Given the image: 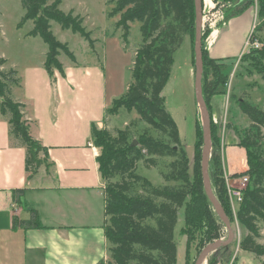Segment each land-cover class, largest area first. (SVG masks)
Here are the masks:
<instances>
[{
	"label": "trees",
	"instance_id": "obj_1",
	"mask_svg": "<svg viewBox=\"0 0 264 264\" xmlns=\"http://www.w3.org/2000/svg\"><path fill=\"white\" fill-rule=\"evenodd\" d=\"M231 1L234 9L225 14L224 22L240 14L253 3L257 7V16H263L264 0H214ZM61 0H21L24 13L18 23L26 20L33 23L28 35H38L47 44L44 68L51 81L54 70L64 76V69L57 55L64 52L72 61L75 57L66 43L55 38L50 30V20L56 21L62 29L78 33L94 50L95 40L82 26V18L72 11L60 10ZM113 4L109 17L119 15L115 26L122 30V41L127 44L130 23H140L141 42L134 51L131 65V81L124 93L112 101L106 113L117 112L124 108L135 111L141 121L158 132L154 137L146 130L136 139H129L127 130H118L112 136L107 130H98L92 126L91 137L95 146H101L97 156L99 172L104 181V234L109 243L110 259L97 264H176L177 248L174 240V227L178 213L183 209L186 234V263H188L189 244L195 231L201 233V241L207 242L221 237L224 224L215 213L207 198L198 168V151L202 144L199 120L196 119V140L193 148L197 160L196 178L188 174L189 161L181 143L178 127L164 106L162 90L170 76L173 53L188 35L190 45L194 44V5L193 0H107ZM206 2V0H204ZM221 26V23H218ZM256 28V27H254ZM253 33H251L252 35ZM202 95L210 116L211 151L208 173L211 187L222 205L229 220L233 218L224 185L221 160L214 156L218 137L211 120L210 97L219 92V87L227 83L228 75L222 64L211 58L202 45ZM191 58L194 63V50ZM253 59L261 65L264 52L255 50ZM5 62L0 58V113L7 116L9 133L13 139L25 147V168L30 174L36 172L42 160L46 158V148L34 139L29 131V121L24 117V105L11 97V85H18L16 71L4 70ZM263 68V66H262ZM258 71H260L258 69ZM264 72V71H262ZM264 79V73H262ZM239 110L246 115L250 126L239 136V143L246 151L247 169L240 175H246L247 186L243 190L242 201L236 212L238 222L246 229L239 242L243 251L264 256V245L258 242L260 237L258 221L264 220V142L260 137L264 128V111L247 100H237ZM136 145H131L132 141ZM43 152L44 158L38 154ZM172 157L166 168L159 173L165 182L175 184L154 185L146 177L137 173L136 164L142 162L147 167L157 166V157ZM115 178V180H113ZM23 225L38 227L36 212L27 220L12 218V226ZM205 244V243H204ZM202 247V246H200ZM225 249V247H223ZM211 256L206 258L213 264Z\"/></svg>",
	"mask_w": 264,
	"mask_h": 264
},
{
	"label": "crops",
	"instance_id": "obj_2",
	"mask_svg": "<svg viewBox=\"0 0 264 264\" xmlns=\"http://www.w3.org/2000/svg\"><path fill=\"white\" fill-rule=\"evenodd\" d=\"M251 18L247 8L220 27L214 26L206 50L222 68L231 62L229 56L240 53L246 44ZM114 35L104 40H112ZM94 52L96 64L80 65L76 58L68 66L61 63L64 76L54 70V81L44 68V59L26 69L11 92L13 100L24 105L31 136L47 151L36 172L26 171V149L10 136L7 116L0 113V264H97L110 259L103 229L105 183L91 128H102L106 109L119 96L115 87L108 85L96 54L100 51ZM227 85L210 97V114L224 147L225 175L239 181L235 175L246 170V151L232 126H225L231 125L238 109L233 99L235 109L229 119L226 117L234 90ZM38 157L44 158L43 152ZM33 211L38 227L12 226L13 217L27 220ZM178 257L177 251L176 264Z\"/></svg>",
	"mask_w": 264,
	"mask_h": 264
},
{
	"label": "rangeland",
	"instance_id": "obj_3",
	"mask_svg": "<svg viewBox=\"0 0 264 264\" xmlns=\"http://www.w3.org/2000/svg\"><path fill=\"white\" fill-rule=\"evenodd\" d=\"M52 1V0H49ZM203 3V39L202 45L206 49L209 44L210 35L213 34L215 27H219L218 23L224 24L225 14L234 9L231 1L215 2L214 0H202ZM113 4L107 0H61L59 4L60 10L64 12L72 11L74 15H79L82 18V26L90 32L91 38L95 40L94 50L99 55L102 63L104 73L108 85H113L116 90V95L121 96L125 91V86L131 81V65L135 49L141 42L140 23L134 21L130 23L129 35L127 44L122 41V30L115 26L119 15H112L109 17L108 12L111 10ZM252 13L250 33H253L249 44H245L240 53L229 56L228 66L221 70L228 75L227 83L232 89V95L226 105V117L229 119L231 113L234 111L233 99L247 100L253 105L264 111V79L262 78V71H264V59L261 60V65H257L258 61L253 59L252 54L255 50L264 52V11L263 16H257V7L253 3L248 8ZM24 13L21 0H0V58H5L1 68L9 70L14 66L18 80L26 69L38 65L39 62L45 59L47 52V44L38 35H28L27 33L32 29L33 23L31 20H26L22 25L18 23ZM50 30L55 38L63 43H66L68 48L72 51L78 64H96V55L88 42L78 33L72 32L70 29H62L60 25L50 20ZM256 27V28H254ZM115 34L112 40L105 39V36ZM249 33V34H250ZM246 37V40L249 37ZM212 37V35H211ZM245 40V42H246ZM256 42L257 46L251 44ZM191 45L188 35H184L182 43L173 53V63L170 70V76L162 90L164 106L170 114L173 115L178 130L181 143L186 151L189 168L188 174L191 179L196 178L195 159L196 151L193 145L196 140L195 123L199 120L200 139L202 140L201 120L199 109L195 100L194 91V63L190 61ZM193 48V47H192ZM102 54V55H101ZM57 58L61 61L63 66H68L72 60L62 51H59ZM263 66V68H262ZM13 69V68H12ZM14 69V70H15ZM258 69L260 71H258ZM191 70L193 72H191ZM18 71V72H17ZM109 79V80H108ZM18 85H11V92L13 88L16 89ZM226 86H224V89ZM231 91V90H230ZM234 91V92H233ZM16 91H14L15 94ZM234 94V95H233ZM241 98V99H240ZM234 100V101H235ZM237 106V103H236ZM238 108V106H237ZM233 122L225 126H232L236 133L237 139L242 135L243 131L250 126V121L243 114L239 108L233 115ZM231 121V120H230ZM105 129L112 136L117 135L118 130H127L128 140L136 139L143 131H147L154 137H160L158 132L150 128L146 123L140 120L139 115L135 111H127L124 108L118 109L117 112H107L106 117L102 123V128ZM260 137L264 142V128L261 129ZM95 146V145H94ZM212 146V143H211ZM98 152L101 146H95ZM202 144L199 146L201 155ZM243 149V148H242ZM214 156L221 160L224 165V147L218 139L216 147H213ZM226 157V156H225ZM172 157H157L156 167H147L142 160L136 164L137 173L146 177L154 185L160 184H175V181L165 182L161 177L159 171L166 168ZM238 163V161H236ZM198 168L200 170V159L198 161ZM224 174V185L226 195L228 197V183L234 186L240 185L237 180L231 181V177L225 175L223 166H221ZM247 169V162H246ZM245 171V170H244ZM240 172L241 174L244 172ZM235 175L237 179H242L246 175ZM247 178V177H246ZM115 180V178L113 179ZM248 180V179H247ZM202 181V178H201ZM236 181V182H234ZM240 181V180H239ZM248 182V181H247ZM245 184L244 189L246 188ZM213 190V189H212ZM210 202V201H209ZM230 205V213L232 220L230 221L234 237L232 241L225 246L210 253L213 264H264V256H257L253 253L243 251L239 247V242L246 234V229L238 222L236 212L240 205L236 204L233 208L230 198L228 197ZM178 220L174 227V240L179 254L178 263L184 264L185 255V239L186 234L183 233L184 228V214L183 209L179 210ZM260 237L257 239L259 243L264 245V220L258 221ZM227 236L226 228L221 231V239ZM207 239L201 241V233L195 231L191 243L189 244L188 263L193 264L199 251L208 243ZM205 243V244H204ZM202 246V247H200ZM208 255V256H209ZM208 260L204 264H208Z\"/></svg>",
	"mask_w": 264,
	"mask_h": 264
},
{
	"label": "water",
	"instance_id": "obj_4",
	"mask_svg": "<svg viewBox=\"0 0 264 264\" xmlns=\"http://www.w3.org/2000/svg\"><path fill=\"white\" fill-rule=\"evenodd\" d=\"M194 5V91L195 100L199 109L202 129V149L200 155V170L204 192L213 206L215 213L218 215L227 230L225 239H216L206 244L197 254L193 264H204L208 255L221 247L227 246L233 239L234 233L232 231L230 220L225 213L222 205L217 200L211 187L208 165L211 151V132H210V116L202 95L201 77H202V50H201V36H202V0H193ZM131 145H136L133 140Z\"/></svg>",
	"mask_w": 264,
	"mask_h": 264
},
{
	"label": "built area",
	"instance_id": "obj_5",
	"mask_svg": "<svg viewBox=\"0 0 264 264\" xmlns=\"http://www.w3.org/2000/svg\"><path fill=\"white\" fill-rule=\"evenodd\" d=\"M203 21H204V16L202 14V31H203ZM211 33H213V32H211ZM211 35H210V38L209 39H211ZM250 38H251V33H250V35H249V37L247 39L246 44H249ZM255 43L256 42H252L251 44H253L254 46H257V44H255ZM210 44L211 43H210V40H209V44L208 45H210ZM88 145H91V143H88ZM239 180L240 181H238V182H240L239 183L240 185H237V186L232 185L231 184L232 182L231 183H228V189H227V191H228V197L231 200V203H232L233 208L235 207L236 204H239L242 201L243 190H244V187L243 186H245V184L247 183V178L246 177H243L242 179H239Z\"/></svg>",
	"mask_w": 264,
	"mask_h": 264
}]
</instances>
